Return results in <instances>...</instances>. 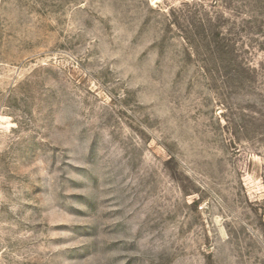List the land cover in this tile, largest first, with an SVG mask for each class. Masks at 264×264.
Instances as JSON below:
<instances>
[{"label": "rangeland", "instance_id": "rangeland-1", "mask_svg": "<svg viewBox=\"0 0 264 264\" xmlns=\"http://www.w3.org/2000/svg\"><path fill=\"white\" fill-rule=\"evenodd\" d=\"M0 264H264V0H0Z\"/></svg>", "mask_w": 264, "mask_h": 264}]
</instances>
